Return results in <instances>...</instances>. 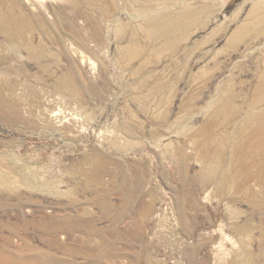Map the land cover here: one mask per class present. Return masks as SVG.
<instances>
[{"label":"rangeland","instance_id":"obj_1","mask_svg":"<svg viewBox=\"0 0 264 264\" xmlns=\"http://www.w3.org/2000/svg\"><path fill=\"white\" fill-rule=\"evenodd\" d=\"M15 1L0 0V19L11 10L24 22L14 42L0 35V264H264V192L253 181L236 191L226 176L218 193L216 175L200 174L202 159L227 171L244 121L252 135L249 117L264 115L249 106L264 69V0L156 3L195 10L190 37L164 57L124 3L137 5L113 0L139 37L128 50L145 56L133 59L114 20L88 52L56 40L61 0Z\"/></svg>","mask_w":264,"mask_h":264},{"label":"bare ground","instance_id":"obj_2","mask_svg":"<svg viewBox=\"0 0 264 264\" xmlns=\"http://www.w3.org/2000/svg\"><path fill=\"white\" fill-rule=\"evenodd\" d=\"M132 1L137 5V7H134L132 3H129V5L124 3V6L127 10H129L130 15L135 16V18L141 19L140 23H138V26L143 31V40L147 43L146 45L150 46L153 49L159 46H164L167 48V52H165L166 50L162 48L161 51L157 53L159 56L163 55L164 57L172 54V48L175 45L184 44L190 37L185 36V31L187 30V28L191 27L194 22V8L192 9L191 6H188L183 10L181 9L173 12H167V10L165 9L166 7L156 6V3L159 2L175 3L178 1L186 3L189 0ZM8 3L10 6L20 4L15 0H6V5ZM3 7V5L0 6V9H3ZM52 9L55 13L53 21V23L56 24L55 29L58 30L62 28V33L58 34V36H55L58 42H62L64 40H66V42L70 44L79 42L80 44L84 45L88 52H91V49L88 46L90 43L101 44L102 42L104 22L106 23L108 20H114L112 32L117 42L127 41L128 43H130L123 54L121 51V54L128 58L129 56H132L129 59H133L134 57L139 58V56H145L144 53L130 52L128 50L129 47L140 45L139 37H136L135 34H133L134 32L127 34L122 21L118 20L117 17L115 18L119 11L115 8L113 0H61ZM66 10L70 12V16L65 14ZM37 14H39L42 18H45L42 12H38ZM20 22L24 24V22L21 21V18L18 20L16 19L14 13L11 10L9 11V13H5L0 19V27L5 26L6 28L5 30L3 27L0 28V35H3L6 39H10L12 40V42H14L16 32L15 26ZM45 26V23L40 24V28H44ZM249 28L250 24L241 26L240 31L247 32ZM48 29H51V27H49ZM81 30L84 33L87 32V34L85 35L87 38L82 40L75 39V35ZM16 44V46H18L19 48L20 44ZM21 45V47H24L28 50L30 59L35 57L36 54L30 49L31 45L23 43ZM81 53V60L83 61V52L81 51ZM84 62H87V60H84ZM253 90L254 93H252L249 98L250 108H253L256 105H264V69L262 73L257 77L256 88H254ZM146 103H148L147 105L150 104L149 98ZM214 106L220 109L219 115H221L222 113L227 115L226 109L228 108V104L226 99L220 97L218 99V102H216ZM215 116L216 114H211L210 119L207 123L211 122ZM254 117L256 119H254L253 117H249V122L252 126V135L250 134L249 129H247L248 123L244 121L245 126L242 132L229 144V155L225 163V168L228 169L227 171L220 166V163L218 161L214 164L204 163L203 159L201 161L202 168L200 170V174L202 172H205L203 174V177L206 180L209 179L207 173L208 171L216 175V189L218 193H222L226 190V176L232 179V188L236 191L242 190L244 187H246L245 185L248 182L253 181L258 187L259 193L262 195L261 191L264 192V123L261 122V120L264 118V115H262L261 113V115H257ZM208 162L210 163V161ZM208 166L209 168H212L208 170ZM237 166L241 168V171H236ZM26 176L23 177L27 179ZM25 181L21 180L22 183H24ZM42 183L38 184L40 186V189L42 187H48L47 183ZM27 184L29 183H26L24 185ZM257 202V195L252 192L251 203L253 204V206H256Z\"/></svg>","mask_w":264,"mask_h":264}]
</instances>
